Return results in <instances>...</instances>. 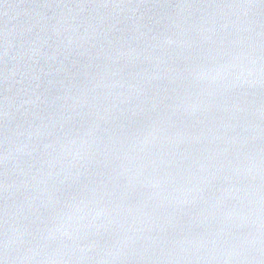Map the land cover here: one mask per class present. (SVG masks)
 Here are the masks:
<instances>
[{"label": "water", "instance_id": "water-1", "mask_svg": "<svg viewBox=\"0 0 264 264\" xmlns=\"http://www.w3.org/2000/svg\"><path fill=\"white\" fill-rule=\"evenodd\" d=\"M0 264H264V0H0Z\"/></svg>", "mask_w": 264, "mask_h": 264}]
</instances>
